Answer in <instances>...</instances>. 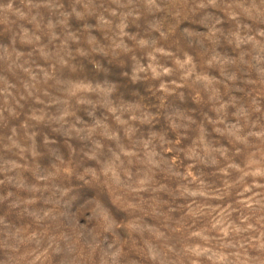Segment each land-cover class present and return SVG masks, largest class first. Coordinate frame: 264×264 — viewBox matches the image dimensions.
<instances>
[{
  "label": "clouds",
  "instance_id": "9594fccd",
  "mask_svg": "<svg viewBox=\"0 0 264 264\" xmlns=\"http://www.w3.org/2000/svg\"><path fill=\"white\" fill-rule=\"evenodd\" d=\"M0 264H264V0H0Z\"/></svg>",
  "mask_w": 264,
  "mask_h": 264
}]
</instances>
